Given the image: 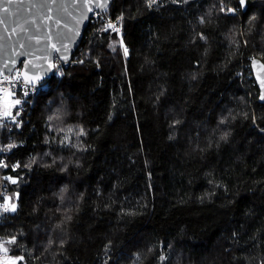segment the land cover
Returning <instances> with one entry per match:
<instances>
[{
	"label": "trees",
	"instance_id": "trees-1",
	"mask_svg": "<svg viewBox=\"0 0 264 264\" xmlns=\"http://www.w3.org/2000/svg\"><path fill=\"white\" fill-rule=\"evenodd\" d=\"M111 8L14 137L5 264H264V0Z\"/></svg>",
	"mask_w": 264,
	"mask_h": 264
},
{
	"label": "water",
	"instance_id": "water-1",
	"mask_svg": "<svg viewBox=\"0 0 264 264\" xmlns=\"http://www.w3.org/2000/svg\"><path fill=\"white\" fill-rule=\"evenodd\" d=\"M113 1L92 0L89 4L86 0H12L13 15H5L0 10V71L4 75H11L19 69L22 77L25 72L29 75L38 74L40 78L33 84L47 79L54 72L56 60L68 62L73 58L82 44L92 13L105 11ZM4 2L7 3V0ZM96 3H99L100 7H95ZM88 7H93L94 11L89 12ZM242 8L245 10L246 0ZM58 32L63 33L60 40L56 36ZM28 37L32 38L29 40ZM22 38L31 44L32 55H16L24 51L16 43ZM37 40L40 41L39 44ZM61 43L67 44V50L64 52L67 60L60 59V53L53 50V44L60 47ZM13 60L16 61L15 65ZM28 60H32L35 67L24 68L21 61ZM49 63L53 67L49 68ZM5 65L8 67L5 68ZM252 69L259 91L258 101L264 105V99H261L264 96V62L258 58L254 59Z\"/></svg>",
	"mask_w": 264,
	"mask_h": 264
},
{
	"label": "built area",
	"instance_id": "built-area-1",
	"mask_svg": "<svg viewBox=\"0 0 264 264\" xmlns=\"http://www.w3.org/2000/svg\"><path fill=\"white\" fill-rule=\"evenodd\" d=\"M112 4L113 2L105 11H95L92 13L90 24L84 36L85 38L89 30L92 34L98 27L105 25L110 28L109 24H112L116 26L118 31H114L112 28H110V30H112L118 38L122 39L123 16L115 17L113 15L111 8ZM236 14H238V9H234L233 11V15ZM129 50L130 49L127 48V51ZM75 54L68 62L56 60L55 69L52 75L36 84H24L23 77L21 75L19 80H17L16 73H20L19 69H16L11 75L6 74L10 78L7 81L3 79V76H0V149H6L9 144L18 146V142L14 139V137H16L17 134H22L25 129V125L29 122L27 113L29 108L33 105L34 100L38 96L48 90L52 79H60L64 74L63 70L65 67L68 65H74L80 60V57H78V55L75 56ZM254 59H256L255 55L250 56V69L246 71V74H248V78L252 80V83L256 84L252 69V62ZM9 92L12 93L11 96L8 95ZM17 99L20 100V104L15 105L13 102ZM5 112L9 113L7 118L3 116V113ZM13 118L15 122L13 121ZM20 144L22 145L23 143L21 142ZM12 151L13 148L0 152V158H2L3 162L7 165V167L0 168V205L7 203L9 207L12 205L11 186L13 183L11 180L6 179V177H11L16 181L15 174L20 167V162L18 160L13 161L11 159ZM14 165H19V167H13ZM4 197H7L8 199L5 200ZM12 212L13 211L11 210L5 212L3 208H0V226L3 224L5 215ZM9 243H11L10 240H3L0 238V245L3 247ZM3 247L0 248V264H5V258L7 255V252L3 249Z\"/></svg>",
	"mask_w": 264,
	"mask_h": 264
},
{
	"label": "snow or ice",
	"instance_id": "snow-or-ice-1",
	"mask_svg": "<svg viewBox=\"0 0 264 264\" xmlns=\"http://www.w3.org/2000/svg\"><path fill=\"white\" fill-rule=\"evenodd\" d=\"M86 2L91 4L92 0H86ZM155 2H156V0H149L150 4L151 3H155ZM174 2H176V0H174ZM185 2H186V0H185ZM11 4H12V0H7V3H5L4 0H0V10H2V12L5 15H13L14 13H13V11L11 9ZM244 4H245V0H240V5L244 6ZM95 7H100L99 3H96ZM87 10L89 12H92V11H94V8L93 7H88ZM229 11H232V10L230 9ZM50 18L51 17H49V19ZM57 23H59V21H57ZM109 27L112 28L114 31H118V29L116 28L115 25L109 24ZM13 31H15V30H13ZM76 34H78V32ZM56 36H57V39L60 40L63 37V33L58 32V33H56ZM31 38L32 37H28L27 39L30 40ZM16 43H17V45L19 47L24 49V51L18 52V53H16V55L21 56V57H25V56H30V55L33 54V50H32L31 44L26 43L24 38H22L21 40L17 41ZM37 43L39 44L40 41L37 40ZM52 47H53L54 51L60 53V57H59L60 59H63V60H67L68 59V57L64 54V52L67 50V44L66 43H61L60 47H57L55 44H53ZM124 53H125V55H127V48L124 49ZM12 63H13V65H15L16 61L13 60ZM21 63L23 64L24 68H26V69H30L31 67H35V65L33 64L32 60H28L27 62L21 61ZM7 67L8 66L5 65V68H7ZM48 67L51 68V67H53V65L51 63H49ZM20 75L21 74L19 72L16 73V79L17 80H19ZM0 76H3V79L6 80V81L10 79L7 75H4V73L2 71H0ZM39 78L40 77H39L38 74L37 75H29L27 72H25L23 74V83L26 84V85H30V84H33ZM25 94H27V93H25ZM8 95L11 96L12 93L9 92ZM261 99H264V96H262ZM13 103L15 105H18V104H20V100L17 99ZM3 116L5 118H7L9 116V113L5 112V113H3ZM13 121L15 122L14 118H13ZM14 147H15L14 144H9V145H7L6 149H0V152L6 151V150H10L11 148H14ZM2 167H7V165L3 162V159L0 158V168H2ZM13 167H19V165H14ZM6 179L11 180L12 183L16 182L15 179H13L11 177H6ZM4 199L7 200L8 198L4 197ZM0 208H3V210L5 212L10 211V210L11 211H15V204H12L9 207V205L7 203H5V204L0 205ZM2 247L3 246L0 245V248H2ZM5 251H6V249H5Z\"/></svg>",
	"mask_w": 264,
	"mask_h": 264
},
{
	"label": "rangeland",
	"instance_id": "rangeland-1",
	"mask_svg": "<svg viewBox=\"0 0 264 264\" xmlns=\"http://www.w3.org/2000/svg\"><path fill=\"white\" fill-rule=\"evenodd\" d=\"M156 2H159V0H156ZM12 204H14V203H12ZM16 208V207H15Z\"/></svg>",
	"mask_w": 264,
	"mask_h": 264
},
{
	"label": "bare ground",
	"instance_id": "bare-ground-1",
	"mask_svg": "<svg viewBox=\"0 0 264 264\" xmlns=\"http://www.w3.org/2000/svg\"><path fill=\"white\" fill-rule=\"evenodd\" d=\"M246 56V55H245ZM247 58V57H246Z\"/></svg>",
	"mask_w": 264,
	"mask_h": 264
}]
</instances>
